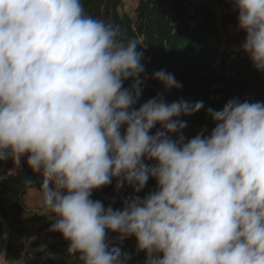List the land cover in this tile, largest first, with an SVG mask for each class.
<instances>
[{
    "label": "clouds",
    "instance_id": "clouds-1",
    "mask_svg": "<svg viewBox=\"0 0 264 264\" xmlns=\"http://www.w3.org/2000/svg\"><path fill=\"white\" fill-rule=\"evenodd\" d=\"M230 3L242 50L264 72V0ZM141 47L143 36L125 43L82 0H0V161L16 172L27 157L42 172L49 230L83 264H128L109 233L135 237L145 264H264V102L208 108L211 133L187 139L180 118L203 101L159 95L137 107ZM153 78L182 88L165 70ZM150 178L156 190L122 208L91 198L113 179L140 193Z\"/></svg>",
    "mask_w": 264,
    "mask_h": 264
},
{
    "label": "trees",
    "instance_id": "trees-1",
    "mask_svg": "<svg viewBox=\"0 0 264 264\" xmlns=\"http://www.w3.org/2000/svg\"><path fill=\"white\" fill-rule=\"evenodd\" d=\"M82 4L89 16L117 27L120 39L125 43L129 39L143 36L147 47L139 50L144 54L142 63L145 71L140 77L143 91L137 107L159 95H163L168 103L181 98L190 102L203 101L204 107L194 113L193 117L200 118L198 121L201 126L211 128L215 127V122L208 115V108L222 110L237 90L242 92L243 101L264 102V72L257 71L251 60L241 58L242 55H247L242 50L245 33L238 31V13L233 10L230 0H220V25L216 14L204 9L202 21L195 26H192V16L188 13L191 5L185 0H140L135 19L123 11V0H82ZM232 28L237 30L234 42L239 50L231 49L225 53L223 32ZM160 70L173 74L182 88L165 91L162 83L153 78L154 73ZM224 76L228 79L225 83L227 91L210 90ZM131 83V80L126 81L124 87H130ZM158 128L159 125L153 131ZM13 164L11 158L0 161V212L12 230V237L17 234L15 228H27L26 232L20 233L21 237L22 233L28 234L33 219H37L20 218L25 211L23 197L29 189L39 190L44 176L42 172H33L32 169L10 175L9 170ZM118 183L120 181L113 179L109 186L94 190L91 198L101 201L105 207L111 205L114 209L122 208L126 198L135 195L144 198L153 192L156 180L150 178L140 193H135L126 183L117 189ZM51 226L52 224L46 225L38 230L36 242H32L33 248L49 242L44 234L50 231ZM109 239L113 241L112 246L118 247L122 254L126 252L131 258L134 256L136 244L132 237L121 238L117 233H109ZM2 240L3 229L0 224V250ZM11 240L8 261L23 259L26 254L24 249H13ZM62 242L65 241L46 249L49 257L24 260L23 264H83L78 255L69 253ZM17 243L19 247L25 245V242Z\"/></svg>",
    "mask_w": 264,
    "mask_h": 264
},
{
    "label": "rangeland",
    "instance_id": "rangeland-1",
    "mask_svg": "<svg viewBox=\"0 0 264 264\" xmlns=\"http://www.w3.org/2000/svg\"><path fill=\"white\" fill-rule=\"evenodd\" d=\"M185 1H187L191 5V7H189L188 13H190L191 16H192V19H191L192 26H195L196 23L202 21L201 20V14L203 13L204 9L211 10L213 13H216L217 18H218L217 22H218L219 25L221 24V15H222V13L220 12L219 5L218 6H214V7H210V6H208V4H206L203 7H201V6L196 7V4L193 1L198 2V0H192V1L191 0H185ZM139 2H140V0H123L122 9L130 17L135 19L136 18V9H137V7L139 5ZM236 34H237V30L234 29V28L224 30L223 38H224V42H225L224 50L226 49L225 53H226L227 50H231V49L235 50V51L239 50L238 46L234 42ZM241 58H247L248 60H250L247 55H242ZM216 80H219V79L216 78ZM227 80H228L227 77L224 76L222 78L221 82L219 84L214 85L213 87H211L210 90L220 89V90H223V91H227L226 86H225V83L227 82ZM241 93L242 92L240 90L239 91L237 90V92L234 93V96L232 98H230V100L233 99V98H238L239 100L244 102L243 101V96L241 97ZM193 115H191V116H182L180 118L182 121H186L187 127L183 130V135L187 139H191V138L195 137L203 129L207 128V127L201 126L199 121H198V120H200V118L194 119ZM197 116H199V114ZM213 128L214 127L207 128V132L205 133V135L210 134L211 130ZM157 130H161V129L158 128ZM157 130H155V131H157ZM155 131H153V133H155ZM122 132H123V129H122ZM169 135H172L173 139L176 138L175 134H169ZM148 163L151 164L152 162H148ZM3 164H5V163L3 162ZM30 169L31 168L28 166L27 159H26L22 163V170L21 171H17L13 175H18V174L23 173V172H25L27 170H30ZM156 188H157V183H155L153 191H155ZM51 217H52V214L47 212V210L44 207H40V208L37 207V209H35V211H27V210L24 211V213L21 214L20 218H23V219L37 218V219H33V224H32L31 227L29 226L30 228L28 229V234L22 233L21 237H19L20 233L23 232V231L26 232L27 228H25V229L23 227L15 228L14 230H15V232L17 234L12 237V233H11L12 230L10 229L7 220H5L6 223H7L9 232L11 234L10 240L12 238L11 241H13V242L14 241L15 242H20V241L21 242H36V239H37L36 237H37L38 230H40L42 227H44L46 225H50V224L54 223V221L51 219ZM44 238L46 240H49V242H60V241L67 242L63 238L62 234L59 233V232H52L51 231V233H50V231H48L46 234H44ZM132 238H133V241L136 244V252H135L134 256L129 260L128 264H145L146 253L137 250V241H136L135 237H132ZM4 242H5V230H3V240H2L1 250L3 248V243ZM26 255H27V253L25 254V256Z\"/></svg>",
    "mask_w": 264,
    "mask_h": 264
},
{
    "label": "crops",
    "instance_id": "crops-1",
    "mask_svg": "<svg viewBox=\"0 0 264 264\" xmlns=\"http://www.w3.org/2000/svg\"><path fill=\"white\" fill-rule=\"evenodd\" d=\"M192 1V0H191ZM195 4H198L197 7L201 6L203 7L204 5L208 4V6L210 7H214V6H218L220 8V12H221V4H220V0H198V3H196L195 1H193ZM216 14V13H215ZM217 16V15H216ZM218 19V18H217ZM23 163V161H22ZM15 168V164L12 165L11 169ZM9 170V174L13 175L16 172H11ZM23 207L25 209V211H35V209H37V207H42L41 206V201H40V192L38 189H29L24 197H23ZM1 224V222H0ZM2 229L4 230L3 225L1 224ZM10 243V242H9ZM43 245H40L39 247H32V242H25V245H23V247H19V244L17 242H12V248L13 249H21L23 248L24 251L27 253L26 256H24L23 259L15 261V262H11L8 261V264H23L24 260H32L35 259L37 257L40 256V258L45 259L47 257H49V255L45 252L46 249H48L51 245L55 244V243H60V242H43ZM63 244L66 245V248H68V242H62ZM4 245V243H3ZM3 250V248H2ZM9 250V248H8ZM8 250L6 252V255L8 253Z\"/></svg>",
    "mask_w": 264,
    "mask_h": 264
},
{
    "label": "water",
    "instance_id": "water-1",
    "mask_svg": "<svg viewBox=\"0 0 264 264\" xmlns=\"http://www.w3.org/2000/svg\"><path fill=\"white\" fill-rule=\"evenodd\" d=\"M0 222L3 225L4 230H5V242H4V245H3V251L6 253L8 248H9V242H10L11 234L9 232L7 223H6L5 219H4V217L2 216L1 212H0Z\"/></svg>",
    "mask_w": 264,
    "mask_h": 264
},
{
    "label": "built area",
    "instance_id": "built-area-1",
    "mask_svg": "<svg viewBox=\"0 0 264 264\" xmlns=\"http://www.w3.org/2000/svg\"><path fill=\"white\" fill-rule=\"evenodd\" d=\"M196 2V1H195ZM196 3H198V2H196ZM197 5L198 4H196V7H197ZM27 159V157H24L23 159H22V161H24V160H26Z\"/></svg>",
    "mask_w": 264,
    "mask_h": 264
}]
</instances>
